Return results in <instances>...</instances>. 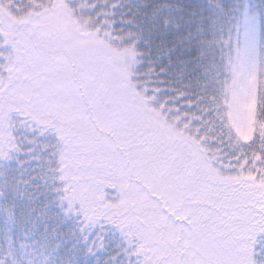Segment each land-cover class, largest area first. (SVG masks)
Listing matches in <instances>:
<instances>
[{"label":"snow or ice","instance_id":"1","mask_svg":"<svg viewBox=\"0 0 264 264\" xmlns=\"http://www.w3.org/2000/svg\"><path fill=\"white\" fill-rule=\"evenodd\" d=\"M0 264H264V0H0Z\"/></svg>","mask_w":264,"mask_h":264}]
</instances>
